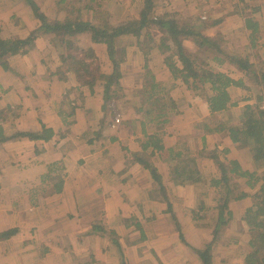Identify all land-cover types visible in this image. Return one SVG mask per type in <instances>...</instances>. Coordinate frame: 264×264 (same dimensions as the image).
<instances>
[{"label": "crops", "instance_id": "crops-1", "mask_svg": "<svg viewBox=\"0 0 264 264\" xmlns=\"http://www.w3.org/2000/svg\"><path fill=\"white\" fill-rule=\"evenodd\" d=\"M33 1L38 3V0ZM249 9L245 14H238L240 10L229 12L219 18V24L206 28L202 35L229 41L236 48L225 52L226 55L247 56L252 63L254 51L249 47L243 19L248 17ZM257 10L249 15L259 24L257 56L264 62V0H260ZM39 26L23 0H0L2 38L23 40ZM226 33L230 35L229 39L224 38ZM238 33L239 37L242 36L241 41L231 38L237 37ZM48 36L31 41L23 54L9 57L8 70L0 67V110L10 107L13 113L11 117L0 119V128L6 138L0 142V234L9 229L16 231L10 239L0 242V264H200L191 248L199 249L209 243L212 231L204 224L207 213L202 219L193 220L190 212L206 196L197 194L192 206L178 216L170 195L173 192L176 196L178 187L188 185L198 191L202 184L179 186L166 179L157 168L164 176L163 186L181 227L179 233L169 211L166 212L164 200L156 194L155 198L151 196L156 185L148 170L132 163L131 154L141 152L143 141L140 117L133 110H123L128 103L118 104L116 112L104 115L102 82H97L90 92L71 72L55 74L60 66V50ZM237 42H242L244 55L238 52ZM85 45L93 47L95 52L98 48L90 41ZM122 47L125 59L120 66L119 87L127 94L121 80L131 77L124 69L130 64L136 66L134 52L139 51L133 45ZM155 52L150 53L148 61L151 59L149 62L153 68L162 65L160 69L165 73L168 70L162 62L157 60L158 64L154 63L156 57H162ZM104 59L107 60L105 56L102 61ZM216 66L218 72L232 79L239 73L227 61L216 63ZM155 69L150 70L159 82ZM139 73L135 74L140 76ZM138 82L134 83V90L141 88L142 79ZM177 87L170 86L169 95ZM183 88L188 93L185 105L164 126L160 138L165 149L186 145L196 156L197 168L206 178L204 188L209 195L212 190L208 189V181L217 177L218 171H214L215 176L207 174L209 167L204 165L210 163L213 166V161L203 154L205 143L215 141L216 158L221 162L236 161L242 170L248 150H238L225 134L207 133L204 126L211 127L213 119L217 116L221 119V114L212 117L206 103ZM228 92L231 98L232 93L240 95L238 88L230 87ZM251 104L238 101L231 109H238L241 113L244 106ZM186 111L193 113L187 116ZM239 113L236 114L239 116ZM131 114L130 120L127 115ZM117 118H120L118 123ZM42 126L53 132L50 140L13 137L16 132L38 133ZM224 150L227 153H223ZM162 154L168 167L167 153ZM160 155L157 154L156 158ZM243 201L232 203L231 209ZM94 223L99 224L105 233L101 229L92 231ZM135 224L140 225L141 233ZM180 234L184 242L180 240ZM220 248L223 247L216 246L213 251ZM222 250L228 252L227 248ZM219 253L224 254L220 250ZM214 256L212 264H218ZM229 260L225 258L219 264H232Z\"/></svg>", "mask_w": 264, "mask_h": 264}, {"label": "trees", "instance_id": "trees-1", "mask_svg": "<svg viewBox=\"0 0 264 264\" xmlns=\"http://www.w3.org/2000/svg\"><path fill=\"white\" fill-rule=\"evenodd\" d=\"M23 1L39 21L40 26L23 40L17 37L4 39L0 36V67L3 70H8L7 59L23 54L25 47L36 38L45 35H60L52 39L54 46L60 49L58 57L60 66L55 70V74L64 75L71 72L78 83L90 92H93L97 82H102L104 85L102 107L104 115H112L116 112V105L119 102L127 104L129 101H124L127 98L126 94L114 91V86L120 88V66L125 59V50L116 45V41L123 36H133L136 41L134 45L142 57L144 76L141 88L131 91L132 97L139 96L138 101L134 105L127 104V108H131L135 115L140 117L139 124L143 138L141 152L131 154L132 163H137L148 170L156 185V190L151 192V196L155 198L154 194H156L164 200L167 205L166 212L169 211L179 233L181 227L176 220L172 206L167 201L163 186L164 176L156 168V155L167 153L165 156L168 162L167 178L179 186L186 183L206 185V178H203L198 171L196 156L190 153L186 145L182 147L178 145L174 149H165L162 145L160 138L162 130L169 123L171 117L178 114V110L168 90L155 80L149 69L147 62L152 51L157 50L164 57L162 63L172 75L173 80H180L188 90L192 91L194 96L206 103L212 117L221 113L226 115L230 111L229 108L237 105L238 101L247 102L251 98L248 96L240 98L237 102L232 101L228 89L234 87L246 90L243 81L234 80L222 72H214L210 65L213 62L219 65L227 61L230 65L235 66L243 76H250L253 84L262 90L260 95L253 98L255 103L244 106L239 117L233 118L224 115L211 127L204 126V129L207 133L225 134L238 150L247 149L264 157V110L260 108L264 98V63L257 56L260 49L258 44L259 24L250 16L258 12L257 8H250L247 11L250 15L243 18L249 47L254 51V59L258 60L257 64H251L247 56L224 55L225 51L222 49L224 41L219 39L220 37L202 35L206 28L219 24L222 17L210 25L204 26L198 16L183 19L184 17L177 12L155 14V0H144L138 7L135 18L119 26H111L109 15L105 8H102L103 0H57L58 6H64L63 10L68 8L65 9V17L62 21L56 19L48 21L33 0ZM239 3L242 7L238 14H245L248 7L245 0H239ZM88 13L91 14V18L83 19L82 15ZM151 26L155 29L153 33L150 30ZM82 39L98 46L97 49L103 47L107 58V62L104 63H108L111 68L109 73L102 72L103 64L98 62L93 47L80 46ZM188 44L198 46L204 51L207 49L206 52L210 58L199 60L189 51L186 46ZM254 67L256 70L253 69ZM113 101L118 102L111 104ZM9 111H11L10 107L1 110L0 119L5 117L1 116L2 114ZM234 119L238 120H236L237 123L233 122ZM52 135V131L42 126L38 133L16 132L13 137H26L31 141H47L51 139ZM5 139L2 128H0V142ZM223 153H227V151L224 150ZM210 159L218 171V176L208 181V189L218 196L215 199L217 218L214 222L207 224L209 229L213 230L211 241L202 248H191V250L197 256L200 264H212L213 248L219 245V235L226 231L235 218L232 209L236 205L231 209V204L249 198L251 204L241 215V221L248 228L246 245L249 248V253L245 255L243 264H264V182L253 193L242 191L236 183L238 179H245L250 190L255 189L258 179L254 178L252 173L242 170L236 161L221 162L214 154L210 156ZM207 195L206 190L200 192V196ZM203 203L205 202L196 203L191 210L193 220L202 219L205 213L212 211L210 205V207H206ZM135 228L141 233L139 224H135ZM97 229H101L102 233H105L99 224L94 223L92 231ZM15 233V230H6L0 234V242L10 239ZM180 240L184 242L181 234ZM238 242V239L230 238L225 244L221 243L219 246L237 245Z\"/></svg>", "mask_w": 264, "mask_h": 264}, {"label": "rangeland", "instance_id": "rangeland-1", "mask_svg": "<svg viewBox=\"0 0 264 264\" xmlns=\"http://www.w3.org/2000/svg\"><path fill=\"white\" fill-rule=\"evenodd\" d=\"M143 1L144 0H103L102 1V8L104 7L106 12L109 15L110 25L111 26H119L121 24H124L128 20L136 17L135 14L137 12V9L143 3ZM259 2H260V0H247V1L245 0V4H247V6H248L247 9L248 8H257ZM35 4L39 7V9L43 10L42 13L45 15V17L48 21H53L54 19H56L58 21H62L65 17V11H66L65 9H68V8H65L63 10L64 6H58L57 0H55V1L38 0V3L35 2ZM241 7H242V5L239 3V0H155L154 1L155 14H162L163 12H177L178 14H181L182 17H184L183 19H185V18L189 19L192 16H198V17H200L201 23L204 26L210 25L212 22L218 20L222 16H225L229 12H237V10H240ZM186 13H187V15H186ZM82 18L89 20L91 18V14L90 13L83 14ZM235 24L238 25V23H235ZM150 30L152 33L155 32V29L153 28V26L150 27ZM203 33H204V31L202 32V34ZM57 36H60V35H54V34L49 35L48 39L52 40L53 38H55ZM229 36L230 35L228 33H226V35H224V38L229 39ZM239 36H240V33H238L237 37H231V38H236L237 41H239V40L241 41L242 36L241 37H239ZM219 39H221V38H219ZM80 42H81L80 46L86 47L85 44H86L87 40L82 39V40H80ZM228 42L229 41H224V44L222 45V49L225 52H231V49L236 48V46L230 42H229L230 44H227ZM135 43H136V41L133 38V36H123L121 39L118 40V45L120 46V48H122V45L123 46L133 45L135 47V45H134ZM237 43H238L237 48L240 49V50H238V52L240 54L244 55L246 52L243 51V49L241 48L242 42H237ZM186 46L189 48V51L199 60L202 61V60H207L210 58V56L206 52L207 49H205V51H204L203 49H199L198 46H194L193 44H188ZM155 51H156L155 54L156 53L158 54L157 50H155ZM134 54H135V60H136V62L134 61V63L136 64V66H134L133 64H130L128 67H126V69H124V71L127 72V74L130 75V77L132 79L130 78V79L121 80V86L127 92L126 96H127V99L129 100L128 105L129 104L134 105L138 101L139 96H135V98L132 97L131 91H133L135 89L134 83L135 82L139 83L138 82L139 79L143 80V76H144L142 57H141L140 53L134 52ZM96 55H97L98 62L100 64H103V66L101 68L102 72L109 73L111 71L110 65L108 63H104V62H107L106 59H104L105 61H102V58H104V56H105L103 47L100 50L99 49L96 50ZM224 55H226V53ZM160 58L161 59H157V57H156V60L154 59V61H155L154 63L158 64L157 60H159L160 62H163L164 57H160ZM221 58H223V56H221ZM257 63H258V60L254 59V62H252L251 64H257ZM48 66H50V60H48ZM148 66H149V69H152V70L154 68H156L154 70L155 75L158 76L159 83L165 84L163 86L165 87L166 90H168L170 86H175V87L179 86V87H177V89H174L172 94L170 95L173 98V100L175 101L176 106H177V110L179 111V109H181L182 106L185 105V99L188 97V95H187L188 93L186 91H184L185 89L183 88V86L184 87H186V86L180 80H173L172 75L170 74L169 71L165 70V73L162 72L160 69V68H162V65L160 67L157 66V67L153 68V66L151 67L150 62H149ZM210 68L212 71L218 72V68H217L215 62H213L212 65H210ZM41 69L44 70V67L41 66ZM253 69L256 70L255 67ZM138 71H140V73H139L140 76L135 74L136 72L138 73ZM219 72H221V71H219ZM152 74H153V72H152ZM234 80H243V83H244L246 90H240V95H238V93H232V98H231L232 101L239 100L242 97H248L249 96L251 99H249L247 102H251L252 103L251 105H253L255 103V100L253 98L255 96L260 95L262 90L258 89L253 84L252 80L250 79V76H248V77L243 76L240 72L238 74H236ZM175 82H177L178 84H175ZM180 82L182 85H180ZM114 87L113 88H114L115 92H120L119 94L122 93V89L116 88V86H114ZM189 91L192 93L191 90H189ZM263 101H264V98H263L262 102ZM240 102H244V101L241 100ZM118 104H120V102ZM261 104H260V108H261ZM126 107H128V106H126ZM231 108L232 107L229 108L230 111L226 115L221 113L220 116L225 115V116H231L233 118H236L238 116L236 113H239V110L238 109L234 110ZM123 110H126L128 112L132 111L131 108H125ZM186 113H187V116H191V113H193V112L192 111H188V112L186 111ZM12 114L13 113H11V111H9L8 113H4L1 116L11 117ZM240 114L241 113H239V115ZM127 116L131 120L133 115L131 114V115H127ZM171 119H173V117H171ZM219 119L220 118H218V116H217L213 120L215 122ZM119 120H120V118H119ZM236 120L237 119H234L233 122L237 123L238 120L237 121ZM193 125H194V123H193ZM222 143L223 142H221V144ZM205 145H206V148L203 151L204 152L203 154H206L208 156L216 154L217 149H216V142L215 141L210 140L207 144L205 143ZM245 150H247V149H245ZM163 158H164L163 155H160L159 157H157L156 168H158L162 172V174L167 178L168 177V167L162 161ZM243 163H244L243 170L248 171L249 173H252L254 175V178L258 179V182H257V184H255L256 187L254 190H250L248 188V186L246 185L245 179H238L236 181V183L239 186L240 190L253 193L254 191L257 190V188L260 186V184H262L264 182V157L262 155L254 153V152L252 153L250 151H247V153L245 154V156L243 158ZM204 166L209 167V170H207V174L211 173V174H209V176H215L216 175V173H214V171L217 169H216V166L214 165V163H213V166L210 163L208 165H204ZM206 186H207V183H206V185L199 186V190L196 191L197 189L193 190L188 185V186L178 187L176 196L174 195L173 192L171 193L170 197H171L172 204H173L172 206H173V208H175V211L177 212L178 216H180L182 210H186L187 208H190L192 206L193 202L196 201V195L200 194V192L205 191ZM217 198H218V196L216 194H214L213 191L209 192V195H207L206 197L201 198L203 200V202L207 203V204L205 203L206 205H210L213 208L212 211L207 213V217H206L205 223H204L205 225L208 224L209 222H214V220L216 218L217 209H216L215 199H217ZM243 202L244 203H239L236 206H234L233 210H234V213L236 214L235 219H234V221H231L229 226L226 228V231L222 235H219V239H218L219 245L221 243L225 244V242L230 238L238 239L239 240L238 243H240V244L233 245V246L232 245L227 246L226 248H227L228 252L222 250V249H226L224 247L220 248V249H216V250L214 249L213 253L216 254L214 256V259H215V262L218 264L221 263L222 261H224L225 258L230 259L229 262H232V264L233 263H236V264L243 263L245 255L247 253H249V248L246 245V240H247V236H248V228L241 221V215L244 213V210L251 204V200L249 198H247ZM211 231L213 232V230H211ZM205 236L208 237L207 234H205ZM219 245L218 246L216 245V246L220 247ZM219 250L222 251V253H224V254L219 253Z\"/></svg>", "mask_w": 264, "mask_h": 264}, {"label": "built area", "instance_id": "built-area-1", "mask_svg": "<svg viewBox=\"0 0 264 264\" xmlns=\"http://www.w3.org/2000/svg\"><path fill=\"white\" fill-rule=\"evenodd\" d=\"M261 109L264 110V101L261 104ZM118 122H119V118L116 119V123H118Z\"/></svg>", "mask_w": 264, "mask_h": 264}]
</instances>
